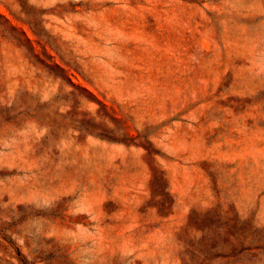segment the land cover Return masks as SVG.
I'll list each match as a JSON object with an SVG mask.
<instances>
[{
	"label": "rangeland",
	"instance_id": "1",
	"mask_svg": "<svg viewBox=\"0 0 264 264\" xmlns=\"http://www.w3.org/2000/svg\"><path fill=\"white\" fill-rule=\"evenodd\" d=\"M0 264H264V0H0Z\"/></svg>",
	"mask_w": 264,
	"mask_h": 264
}]
</instances>
